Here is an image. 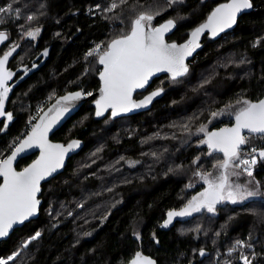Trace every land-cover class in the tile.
Listing matches in <instances>:
<instances>
[{
    "label": "trees",
    "instance_id": "trees-1",
    "mask_svg": "<svg viewBox=\"0 0 264 264\" xmlns=\"http://www.w3.org/2000/svg\"><path fill=\"white\" fill-rule=\"evenodd\" d=\"M226 2L186 0L183 6L164 13L154 23H164L179 13L184 19H177L168 42L184 43L215 7ZM9 3L19 8L20 16H5L6 22L0 23V31L9 36L0 56L19 45L10 57V69L18 78L11 83L5 101V112H11L13 119L0 116V159L11 155L13 141L18 142L31 130L30 118H36L32 123L38 122L61 96L81 89L92 92V96L99 92L98 71L87 76L83 73L90 63L96 69L102 66L91 58L86 60L85 54L114 38L123 27L119 20L105 19L118 15L119 8L110 13L95 10L97 4L104 8L111 0H0V7ZM253 4L252 11L238 21L233 32L219 39H203L189 63L191 74L185 83L172 86L169 76H164L155 80L147 93L135 98L139 100L164 87L162 97L148 111L106 122L107 115L95 116L94 98L57 132L52 141L67 145L76 139L81 142L82 151L72 158L62 175L43 186L39 218L1 243L0 256L10 255L21 241L39 230L41 238L29 246L27 254L21 253L18 264H129L137 251L151 256L158 264H226L228 260L242 264L239 252L231 257L227 253L236 240H247L251 233L258 241L253 249L257 254L253 264H264V223L242 206L228 204L218 207L214 217L193 214L174 218L167 228L161 227L168 211L179 210L204 190L192 177V160L201 156L202 167L211 171L215 159L222 158L217 153L213 157L204 155L207 146H198L196 137L185 143V134L172 125L206 110L209 104L215 110L225 103H234L238 97L253 102L264 98V0H253ZM28 15L36 19L28 21ZM37 27L41 29L39 35L35 39L27 37L26 31ZM45 51L47 56L43 55ZM229 56L237 62L247 57L251 63L220 67V62ZM33 64L37 67L33 68ZM209 76L212 84L207 86V92L193 91L202 77ZM194 123H204L215 131L231 127L234 117L225 114L212 123H207V119ZM252 147L264 149V137H253L242 149L247 152ZM35 159L33 156L21 161L17 170H23ZM128 161L136 162L135 166L130 167ZM179 165H183L182 171L168 172L170 167ZM253 177L264 185V161L258 162ZM190 180L194 185L191 188L187 187ZM80 203H84L83 208L78 206ZM105 216L107 219L101 224ZM54 224L58 226L52 227ZM197 227L200 232L194 231ZM84 232H91L92 236L84 237ZM217 232L221 235L216 236ZM77 239L80 243L74 247ZM202 248L206 252L203 257L199 255Z\"/></svg>",
    "mask_w": 264,
    "mask_h": 264
},
{
    "label": "snow or ice",
    "instance_id": "snow-or-ice-1",
    "mask_svg": "<svg viewBox=\"0 0 264 264\" xmlns=\"http://www.w3.org/2000/svg\"><path fill=\"white\" fill-rule=\"evenodd\" d=\"M185 2L186 0H162V3L161 0H119L117 3L116 0H111L107 7L101 8L100 4L95 6L96 11L103 13H110L119 8L118 15L105 16V19L119 20L123 25L114 38L103 44H97L85 54L86 60L91 58L102 66V69H96L90 63L83 73L85 76L94 70L99 73L101 86L99 98L95 100L97 118L105 117L107 113L105 117L107 122L108 119H115L134 109L147 107L154 98L165 92L164 87H158L139 101L133 99V94L137 90H146V86H149L150 80L157 73H168L169 84L172 86L185 83L191 74L186 61L201 47L202 35L207 32L213 39L218 37L226 29H231L237 24L238 14L254 7L253 0H228L215 7L205 22L190 32L189 38L184 43L175 41L169 43L165 35L176 27L177 19L183 20L184 17L177 13L176 18L167 19L164 23L157 25L154 21L162 17L164 13L183 6ZM13 14L19 18L20 10L14 8L12 3L0 7V23L6 22L5 16L11 17ZM26 19L33 21L36 17L28 15ZM40 31L41 29L37 27L27 30L26 35L35 39ZM7 39L5 32L0 31V43ZM18 47L19 45L13 46L0 56V116L6 115L9 121L13 119V114L5 112V101L11 90L8 87V81L12 79L14 73L6 68V64ZM43 55L47 56V51ZM249 63L251 61L247 57H241L237 62L234 57L229 56L225 61L220 62L219 66L223 68L229 65L240 67ZM32 67L35 68L37 65L33 64ZM211 84L212 76L202 77L193 91L203 89L207 92V86ZM92 95V92L81 89L61 96L47 112L39 117L38 122L32 123L36 118H30L31 130L18 142L13 141V145L10 146L13 148L11 155L6 159H0V177L3 178V182L0 183V238L8 237L14 226H23L26 222H31L30 218L38 216L41 206L39 199L42 191L41 182L49 178L54 179V174L64 167L65 157L81 146V142L76 139L70 140L67 145L53 144L49 141V133L61 122L65 114H70L74 110L76 102ZM38 111L42 112L43 109L39 108ZM225 114L234 117L235 123L231 127L225 126L210 131L206 124L201 123L196 126L194 123L201 119H207V123H212L213 120ZM172 126L182 130L185 134V143L196 137L198 146H207L208 151L204 155L213 157L214 153H222V158L215 159V162L211 164V171L202 167L204 161L201 156L192 160L193 179L202 181L206 187L188 199L179 210L168 211L167 219L163 221L161 227L167 228L173 223L174 218H188L193 214L207 213L210 214L209 218L214 217L218 214V206L226 207L228 204L244 207L259 223H264V185L253 178V169L258 162L264 161V149L257 150L252 147L247 152L242 149V146L249 144L253 137H264V98L253 102L238 97L234 103H225L223 108L215 110L209 104L206 110L193 113L186 121ZM4 127L7 128V124ZM243 130H247V136L242 134ZM34 147L39 149V157L23 170L16 171L13 162L21 153ZM167 151L165 149V152ZM152 155L159 159L156 153ZM135 163L128 161L130 167H134ZM182 170L183 165H179L176 168L170 167L168 172L175 174ZM241 176H246L242 182ZM193 186V181L190 180L187 187ZM249 205H258V207H248ZM78 206L83 208L84 203ZM106 219L107 216L102 218L101 224ZM57 226L52 225V227ZM194 231L200 232L201 228L197 227ZM133 235L137 239L140 238L135 230H133ZM215 235L220 236L221 233L217 232ZM41 236L42 231H35L34 234L21 241L17 250L11 252L10 255L0 256V264H18L21 253L27 254L29 246L34 241H38ZM83 236L91 237L92 233L84 232ZM257 242L250 233L247 240H236L229 248L227 255L231 257L233 253L239 252L238 259L242 261V264H253L257 258L253 250ZM79 243L80 239H77L73 246ZM156 243L159 241L156 240ZM92 251L96 250L92 249ZM199 255L201 257L206 255L203 248L199 250ZM19 264L23 262L20 261ZM129 264H157V262L137 251ZM226 264H232V261L228 260Z\"/></svg>",
    "mask_w": 264,
    "mask_h": 264
},
{
    "label": "water",
    "instance_id": "water-1",
    "mask_svg": "<svg viewBox=\"0 0 264 264\" xmlns=\"http://www.w3.org/2000/svg\"><path fill=\"white\" fill-rule=\"evenodd\" d=\"M251 11H252V9H246V10H243L240 14H238V21H239L242 17H244V16H246L247 14H249ZM237 24H238V22H237ZM237 24L234 25L233 28H231V29H226L225 32L221 33V34H220L218 37H216L215 39H219V38H221V37L227 35L228 33L233 32V31L236 29ZM172 30H173V29H172ZM172 30H171L169 33H167V34L165 35V39H166L167 42H168V36L172 33ZM6 35H7V34H6ZM207 36H210V33H207V32H206L204 35H202V37H201V39H200V44L202 43L203 39H204L205 37H207ZM7 37H8L7 40H5L3 43H0V53H1V51L4 49V47L9 43V36L7 35ZM169 43H170V42H169ZM198 50H199V48L196 50V52L193 53V56H192V57H189V58H188V60L186 61V63L189 64V63L194 59V57L196 56ZM10 64H11V59L9 58V62L6 64V68H7L9 71L12 72V70L10 69ZM164 76H169V74L166 73V72L157 73V74H156V75L150 80V82H149V86H146V90H137V92H135V93L133 94V99L136 100L135 98H136L138 95L145 94V93L150 89L151 85L153 84V82H154L155 80H157V79H159V78H161V77H164ZM14 79H15V74L13 75L12 79L8 81V87H10V85H11V83L14 81ZM161 97H162V95L159 96V97L154 98L153 101H152V103L149 104V105H148L147 107H145V108L134 109L132 112H130V113H126V114H123V115L120 116V117H130V116H134V115L142 114V113L148 111V110H149V109H150V108H151V107H152V106H153V105H154V104H155V103H156ZM94 98H97V99L99 98V92H98L96 95H94V96L84 97L81 101L76 102V107L74 108V110H73L70 114H65V117L62 118L61 122H60L58 125H56V126L54 127V129L49 133V137H48V138H49V141H50L51 143H53V144H60V143H56V142L52 141L53 136H54L57 132H59V131H60V130H61V129L67 124V123H69L70 120H71L72 118H74V117H75V116L81 111V109H82L87 103H89L92 99H94ZM57 100H58V99H57ZM57 100H56V101H57ZM56 101L54 102V104L56 103ZM136 101H137V100H136ZM138 101H139V100H138ZM50 107H51V106H50ZM50 107H49V108H50ZM49 108H48V109H49ZM48 109H47L45 112H47ZM43 114H44V113H43ZM43 114H42V115H43ZM42 115H41V116H42ZM106 115H108V114L106 113L105 116H106ZM100 118H104V117H100ZM234 123H235V120H234ZM242 134L245 135V136H247V135H248L247 130H243ZM82 148H83V146L81 145L79 148L73 150L72 152H70V153L65 157V164H64V167L61 168V169H59L58 172H57L56 174H54L55 178L59 177L60 175H62V174L65 172V170H66L67 167H68L69 162L72 160V158H73L75 155H77L78 153H80V152L82 151ZM217 154H222V153H217ZM39 155H40V151H39L38 148H35V147H34V148H32V149H28V150H26L25 153H21V154L17 157V159L13 162V167L16 169V171H18V170H17V166L19 165V163H20L21 161L25 160L26 158L33 157V156H36V159H37V158L39 157ZM36 159H35V160H36ZM55 178H54V179H55ZM51 180H52V178H49L48 180L42 181V182H41V189L43 188V186H44L45 184H47V183L50 182ZM0 182H1V183L3 182V178H2V177H0ZM41 195H42V191H41V194H40V196H39V199H40V200H41V198H40ZM42 206H43V202H42V200H41V206H40L39 214H38V216H36V217L30 218L31 222L36 221V220L39 218V216H40V212H41V209H42ZM31 222H26L25 225H26V224H29V223H31ZM23 226H24V225H23ZM23 226H20V225L14 226L13 230L10 231V234H9L8 237L0 238V244L3 243L4 241L8 240V239L13 235V233H14L15 231L21 229ZM147 257H149V258L155 260V259L152 258L151 256H147ZM202 259H204V258H202ZM155 261H156V260H155ZM156 262H157V261H156ZM157 264H158V262H157Z\"/></svg>",
    "mask_w": 264,
    "mask_h": 264
},
{
    "label": "rangeland",
    "instance_id": "rangeland-1",
    "mask_svg": "<svg viewBox=\"0 0 264 264\" xmlns=\"http://www.w3.org/2000/svg\"><path fill=\"white\" fill-rule=\"evenodd\" d=\"M254 171H255V168L253 169V175H254ZM245 179H246V176H241L240 178L241 182L244 181ZM197 182L200 183L203 186V188L206 187V185H204L202 181L197 180Z\"/></svg>",
    "mask_w": 264,
    "mask_h": 264
},
{
    "label": "flooded vegetation",
    "instance_id": "flooded-vegetation-1",
    "mask_svg": "<svg viewBox=\"0 0 264 264\" xmlns=\"http://www.w3.org/2000/svg\"><path fill=\"white\" fill-rule=\"evenodd\" d=\"M12 72H13V71H12ZM17 74H19V72H17L16 75H17ZM17 78H18V77H17ZM17 78L14 79V82L17 80ZM148 91H149V90H148ZM148 91H147V92H148ZM147 92H146V93H147ZM142 95H143V94H142ZM138 96H139V95H138ZM141 99H143V98H141ZM141 99H139V100H141ZM137 101H138V100H137ZM218 207H220V206H218Z\"/></svg>",
    "mask_w": 264,
    "mask_h": 264
}]
</instances>
